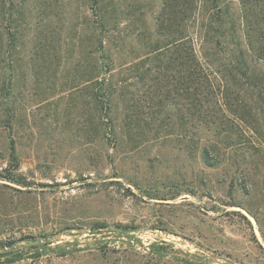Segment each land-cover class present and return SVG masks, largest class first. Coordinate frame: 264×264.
<instances>
[{
	"label": "rangeland",
	"instance_id": "374dc122",
	"mask_svg": "<svg viewBox=\"0 0 264 264\" xmlns=\"http://www.w3.org/2000/svg\"><path fill=\"white\" fill-rule=\"evenodd\" d=\"M107 1L103 74L86 0L0 20V264H264V97L230 80L223 98L211 71L182 86L167 0Z\"/></svg>",
	"mask_w": 264,
	"mask_h": 264
},
{
	"label": "trees",
	"instance_id": "16d2710c",
	"mask_svg": "<svg viewBox=\"0 0 264 264\" xmlns=\"http://www.w3.org/2000/svg\"><path fill=\"white\" fill-rule=\"evenodd\" d=\"M15 2L16 0H0V20L3 18L6 21L15 20L12 12ZM86 2L94 18L92 23L88 22V27L98 28L94 44L97 47L96 52H99V57L103 61L102 74L108 73L112 68L114 52L108 1L86 0ZM167 8L174 12V18L170 20V16H167L166 23L173 20V24L175 23L176 29L173 33L176 34L178 42L176 41L177 48L174 55L182 86L191 79L190 83H195L198 90L205 88L210 84L208 72L211 71L218 76L222 85L223 98L227 96L230 80L238 82L241 89L252 90L258 98L264 97V86L255 75L258 64L264 63V0H167ZM193 36L199 42V51L204 64L195 54ZM97 84L100 90L97 100L101 109L111 111L113 106L111 81L101 76ZM216 97L220 96L216 95ZM196 104L199 112L197 113H203L206 107L200 98ZM104 116L109 126L114 129L113 119L108 114ZM220 156V149L215 144L203 145L201 157L208 167L220 164ZM9 175L6 179L15 181L16 178ZM120 231L125 233L123 230ZM160 249L156 250L157 255L163 256L165 253Z\"/></svg>",
	"mask_w": 264,
	"mask_h": 264
},
{
	"label": "water",
	"instance_id": "95a60500",
	"mask_svg": "<svg viewBox=\"0 0 264 264\" xmlns=\"http://www.w3.org/2000/svg\"><path fill=\"white\" fill-rule=\"evenodd\" d=\"M39 242L38 241H34V242H32V241H28V244H34V245H37Z\"/></svg>",
	"mask_w": 264,
	"mask_h": 264
}]
</instances>
